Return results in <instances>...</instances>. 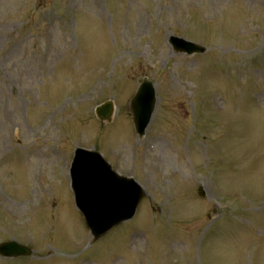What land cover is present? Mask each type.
Here are the masks:
<instances>
[{"label":"rangeland","instance_id":"obj_1","mask_svg":"<svg viewBox=\"0 0 264 264\" xmlns=\"http://www.w3.org/2000/svg\"><path fill=\"white\" fill-rule=\"evenodd\" d=\"M171 35L207 51L177 53ZM144 77L157 99L139 138L129 109ZM77 147L147 192L98 239L71 190ZM12 240L33 255L0 264H264V0H0V243Z\"/></svg>","mask_w":264,"mask_h":264},{"label":"water","instance_id":"obj_2","mask_svg":"<svg viewBox=\"0 0 264 264\" xmlns=\"http://www.w3.org/2000/svg\"><path fill=\"white\" fill-rule=\"evenodd\" d=\"M178 51L203 52L204 48L172 37ZM156 95L153 83L147 78L132 100L134 122L139 133L147 127L155 109ZM112 113L109 103L98 109L101 119ZM73 188L77 204L86 216L95 237L105 234L122 221L131 218L144 196L140 186L132 179L118 176L97 152L78 149L72 168ZM4 255H30L31 250L15 242L0 246Z\"/></svg>","mask_w":264,"mask_h":264},{"label":"bare ground","instance_id":"obj_3","mask_svg":"<svg viewBox=\"0 0 264 264\" xmlns=\"http://www.w3.org/2000/svg\"><path fill=\"white\" fill-rule=\"evenodd\" d=\"M142 21H143V18H142ZM34 178V177H33ZM34 201V200H33ZM15 203H13V202H9V203H7V201H4V203L6 204V207H8V208H12L13 206H20L21 205V203L20 202H16V201H14ZM25 203H27V202H25ZM28 205V204H27Z\"/></svg>","mask_w":264,"mask_h":264}]
</instances>
